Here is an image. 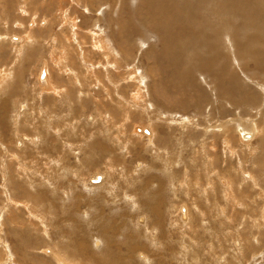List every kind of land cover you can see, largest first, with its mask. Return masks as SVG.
Returning <instances> with one entry per match:
<instances>
[{
    "label": "rangeland",
    "instance_id": "1",
    "mask_svg": "<svg viewBox=\"0 0 264 264\" xmlns=\"http://www.w3.org/2000/svg\"><path fill=\"white\" fill-rule=\"evenodd\" d=\"M159 262L264 264V0H0V264Z\"/></svg>",
    "mask_w": 264,
    "mask_h": 264
},
{
    "label": "bare ground",
    "instance_id": "2",
    "mask_svg": "<svg viewBox=\"0 0 264 264\" xmlns=\"http://www.w3.org/2000/svg\"><path fill=\"white\" fill-rule=\"evenodd\" d=\"M214 8V7H213ZM7 38V37H6ZM248 48V47H247ZM257 129V128H256ZM263 132V131H262ZM255 133V132H254ZM100 185V184H99ZM55 186V185H54ZM91 188V187H90ZM64 192V191H63ZM111 196H113V195H111ZM225 196V195H224ZM77 197H79V196H77ZM112 198V197H111ZM208 198V197H207ZM80 200V199H79ZM117 200V199H116ZM67 201V200H66ZM78 202H76V204H77ZM77 207H78V205H77ZM79 207H80V205H79ZM147 208H149V206L147 207ZM80 210V209H79ZM78 212V211H77ZM81 212H83V211H81ZM150 212H152V214L154 213V211H150ZM84 213V212H83ZM156 213L158 214V215H160L161 213H160V210H157L156 211ZM80 214H82V213H80ZM81 216V215H80ZM69 220V219H68ZM156 225H158V223L156 224ZM101 227H103V226H101ZM159 227V226H158ZM105 229V228H104ZM103 229V230H104ZM101 228H100V234H101ZM102 230V231H103ZM117 231V230H116ZM160 231V230H159ZM87 232H89L88 230H87ZM159 232H157V231H155V233L154 232H152L150 235H148V238H150V240H151V238H152V236L153 235H155L156 237L159 235L158 234ZM47 234V233H46ZM85 236V235H84ZM84 236H82L81 235V238H83ZM115 236V235H114ZM161 236V235H160ZM158 239V238H157ZM156 239V241H155V243L151 240V246H155V251H157V253H159V254H161V251H162V249H163V243H157L158 241H161V240H157ZM82 241V240H81ZM84 242V241H83ZM82 242V243H83ZM113 244V243H112ZM83 245V244H82ZM85 245H87V242L84 244V246ZM116 248H117V250H121V245L120 244H116V245H114ZM159 246V247H158ZM141 247V246H140ZM85 249V248H84ZM86 250V249H85ZM86 252V251H85ZM87 253V252H86ZM120 253H122V252H120ZM125 258H126V255H125ZM144 258V257H143ZM62 259V258H61ZM127 259V258H126ZM116 260L117 261H119L120 263H121V261L123 260V261H125L123 258H119V257H116ZM60 262H61V260H59ZM147 261V260H146ZM149 262H150V259L148 260ZM63 263H65V262H63ZM68 264V263H67ZM70 264V263H69ZM113 264V263H112ZM145 264V263H144ZM159 264H161V262H159Z\"/></svg>",
    "mask_w": 264,
    "mask_h": 264
}]
</instances>
